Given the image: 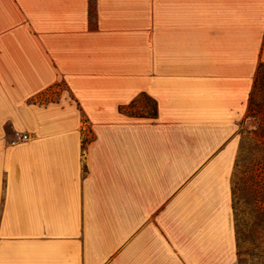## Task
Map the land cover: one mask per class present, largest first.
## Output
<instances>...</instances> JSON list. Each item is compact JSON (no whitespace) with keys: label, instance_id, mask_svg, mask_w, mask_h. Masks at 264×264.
I'll list each match as a JSON object with an SVG mask.
<instances>
[{"label":"crops","instance_id":"crops-1","mask_svg":"<svg viewBox=\"0 0 264 264\" xmlns=\"http://www.w3.org/2000/svg\"><path fill=\"white\" fill-rule=\"evenodd\" d=\"M149 3L157 57L140 69L124 38L118 51L85 27ZM261 63L264 0H0V264H237L233 181ZM59 84L68 95L38 103ZM143 99L154 117L121 110Z\"/></svg>","mask_w":264,"mask_h":264},{"label":"rangeland","instance_id":"rangeland-1","mask_svg":"<svg viewBox=\"0 0 264 264\" xmlns=\"http://www.w3.org/2000/svg\"><path fill=\"white\" fill-rule=\"evenodd\" d=\"M148 13L146 16H138L135 15L132 18L123 19V20H114V19H87L85 21V27H88L92 30H99L101 32V42L109 41L112 42L113 45L118 49L121 48L122 38H124V43L126 44L125 52H124V62L128 65L129 57L132 58L133 64L137 65L138 68H141V62L145 59H156L157 57V26H158V18H157V4L149 3L148 4ZM170 26L173 23L172 20H168ZM80 25V20H79ZM163 41L165 44V48L168 51H171L173 46L176 49L180 48V41H175L172 35L166 34L163 37ZM175 44V45H174ZM254 91V88H253ZM252 91V92H253ZM62 95H68L66 86L63 84H59L57 87L53 89H49L46 93V96L43 98H39L38 103L45 104L50 101H58ZM259 95L257 96V100H259ZM142 106L145 105V112L151 114V101L147 99L141 100L140 103ZM138 112V111H137ZM140 113L142 111H139ZM147 115H142V117H146ZM258 116V115H257ZM135 117V116H134ZM258 120L255 118V113L250 114L248 108V114L246 119L243 122V127L241 128L242 138L239 145L238 158L236 161V169H235V177L233 181V190L236 193V199H234L233 194V209L234 205L239 209L237 212H244L246 206L244 203L243 196V164L246 158H250L254 153L252 148L254 147V142L252 138L256 135L255 131L258 130ZM235 223L236 216L234 212ZM236 238H237V264H264V245H260V249L255 250L254 253L256 255L250 254L252 251L251 247L238 241L237 234V224H236ZM260 243V240H259Z\"/></svg>","mask_w":264,"mask_h":264},{"label":"trees","instance_id":"trees-1","mask_svg":"<svg viewBox=\"0 0 264 264\" xmlns=\"http://www.w3.org/2000/svg\"><path fill=\"white\" fill-rule=\"evenodd\" d=\"M258 95L259 100H257ZM150 101L152 103L151 114L133 110L135 104L121 110L135 117H142V115L154 117L156 104ZM249 113H255V118L258 120V131H255L256 135L252 138L254 147L251 151L254 153L250 158H246L243 164V200L246 208L244 212L238 213L239 209L234 205V212L238 241L248 244L252 249L250 254L256 255L254 251L260 249V245H264V63L259 65L255 75L254 91L249 99ZM233 194L236 199L234 190Z\"/></svg>","mask_w":264,"mask_h":264},{"label":"built area","instance_id":"built-area-1","mask_svg":"<svg viewBox=\"0 0 264 264\" xmlns=\"http://www.w3.org/2000/svg\"><path fill=\"white\" fill-rule=\"evenodd\" d=\"M27 140H29V135L26 133H22V132H15L13 137H12V145L15 144H19L22 142H26Z\"/></svg>","mask_w":264,"mask_h":264}]
</instances>
